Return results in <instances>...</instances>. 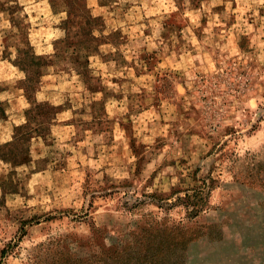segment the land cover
Wrapping results in <instances>:
<instances>
[{"label":"rangeland","instance_id":"obj_1","mask_svg":"<svg viewBox=\"0 0 264 264\" xmlns=\"http://www.w3.org/2000/svg\"><path fill=\"white\" fill-rule=\"evenodd\" d=\"M203 184L186 264H264V0H0V264H99Z\"/></svg>","mask_w":264,"mask_h":264},{"label":"trees","instance_id":"obj_2","mask_svg":"<svg viewBox=\"0 0 264 264\" xmlns=\"http://www.w3.org/2000/svg\"><path fill=\"white\" fill-rule=\"evenodd\" d=\"M207 187L203 184V187L185 190L183 196L175 197L170 204L165 202L169 207L183 208L188 223L167 226L159 220L145 222V226L131 230L127 239L120 238L113 252L101 257L99 264H186L190 245L207 231V226H199L194 222L210 208V190ZM209 226L216 228L214 224ZM5 253L4 249L1 250L0 257L3 258ZM66 258L69 262L62 261L61 264H81L80 258L75 259L71 255Z\"/></svg>","mask_w":264,"mask_h":264}]
</instances>
